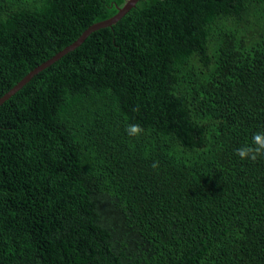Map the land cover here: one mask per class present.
I'll use <instances>...</instances> for the list:
<instances>
[{
	"label": "trees",
	"instance_id": "obj_1",
	"mask_svg": "<svg viewBox=\"0 0 264 264\" xmlns=\"http://www.w3.org/2000/svg\"><path fill=\"white\" fill-rule=\"evenodd\" d=\"M124 2L0 0V97ZM257 132L264 0H139L0 105V264H264Z\"/></svg>",
	"mask_w": 264,
	"mask_h": 264
},
{
	"label": "water",
	"instance_id": "obj_2",
	"mask_svg": "<svg viewBox=\"0 0 264 264\" xmlns=\"http://www.w3.org/2000/svg\"><path fill=\"white\" fill-rule=\"evenodd\" d=\"M138 1L139 0H127L122 6H120L118 8V11H117V13L115 15H113L112 17H110L108 19L99 21V22L94 23L91 26H89L85 31H83V33L79 36V38L75 42H73L72 44L68 45L67 47H65L61 51L57 52L54 56H52L48 60H46L43 63H41L40 65L35 67L33 70L28 72L23 78H21L15 86H13L8 92H6L3 96L0 97V105L4 101L8 100L17 91H19L27 83V81L32 79L33 76L36 75L38 72L42 71L46 67H48L51 64H53L54 62H56L58 59H60L65 54L73 51L75 48L80 46L83 43V41L92 32H94V31H96V30H98L100 28L111 26L114 23H116L118 20H120L131 8H133L136 5V3Z\"/></svg>",
	"mask_w": 264,
	"mask_h": 264
},
{
	"label": "clouds",
	"instance_id": "obj_3",
	"mask_svg": "<svg viewBox=\"0 0 264 264\" xmlns=\"http://www.w3.org/2000/svg\"><path fill=\"white\" fill-rule=\"evenodd\" d=\"M126 1L127 0H125V2ZM125 131L132 137H139L144 134V129L139 124H129L126 126ZM235 154L241 160H251L253 162L259 157L264 156V132L254 133L251 142L236 149ZM152 166L153 168H156L158 167V163L154 162Z\"/></svg>",
	"mask_w": 264,
	"mask_h": 264
}]
</instances>
